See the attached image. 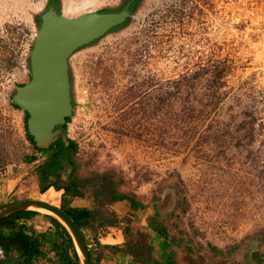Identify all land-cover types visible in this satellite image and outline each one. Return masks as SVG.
I'll return each instance as SVG.
<instances>
[{
  "label": "rangeland",
  "instance_id": "rangeland-1",
  "mask_svg": "<svg viewBox=\"0 0 264 264\" xmlns=\"http://www.w3.org/2000/svg\"><path fill=\"white\" fill-rule=\"evenodd\" d=\"M125 1L60 0L56 9L73 18L115 12ZM47 8V0H0V204L61 205L62 191L39 193L35 175L55 149L33 150L23 111L8 104L10 93L30 80L26 58ZM127 22L69 60L74 110L62 133L77 145L79 175L111 172L119 190L148 205L167 198L168 215L154 224L165 238L140 221L129 224V237L149 246L160 264L170 255L179 262L196 256L197 263L258 264L253 256L264 254V0H140ZM11 54L16 65L8 69ZM217 69L226 72L218 89ZM244 113L254 118L251 128H241ZM24 155L36 160L23 162ZM69 172L63 164L60 178ZM75 199L70 206H94L90 198ZM44 216L31 221L38 232L51 228ZM125 226H117L119 244H108L106 233L98 242L133 245ZM155 237L169 244L166 258ZM86 241L103 264H137L130 254L97 248L90 235ZM52 260L50 253L36 264Z\"/></svg>",
  "mask_w": 264,
  "mask_h": 264
},
{
  "label": "trees",
  "instance_id": "trees-1",
  "mask_svg": "<svg viewBox=\"0 0 264 264\" xmlns=\"http://www.w3.org/2000/svg\"><path fill=\"white\" fill-rule=\"evenodd\" d=\"M127 1L129 0H126L120 6V9ZM139 2L140 0H136L133 3L132 14L135 13ZM47 6L59 8L60 0H47ZM2 48L0 46V51ZM26 61L29 62L28 57ZM5 64L8 69L14 67L16 65L15 56L13 54L7 56ZM225 76L226 72L224 70L217 69L215 73V88L218 89L224 84ZM13 94L14 92L8 96V104L13 110H20L11 102ZM23 113L25 115L26 139L33 150L41 152V149L36 147L33 138L27 132L26 121L28 115L25 112ZM243 116L247 120H243L241 128L246 129L248 125L251 128L254 120L252 114L244 113ZM70 120L71 118H67L66 124L59 127V129L65 131L66 125ZM50 147L55 149L53 156L35 170L39 193H45L51 188L56 191H62L59 208L77 224L83 231L85 238L86 235L94 238L97 248L119 252L123 256L130 254L134 258L133 263L160 264L157 260L151 258V248L149 246L142 244L137 237H129L130 216L119 218L111 209L114 203L123 200L130 203L132 210L143 209L145 206L134 197L119 190L118 183L111 172H90L86 175H79L80 164L75 158L77 145L73 140L67 139V142H65L59 136ZM35 160V156L24 155L22 158V161L26 163H31ZM63 164L70 169L64 180L60 178ZM75 198H90L94 206L92 209L70 206V202ZM36 216H41V214L26 211L12 214L0 220V252L2 255L0 264H36L41 260L48 259L50 253H53L52 264H79L78 255L72 240L64 227L54 218L45 215L44 218L50 223L51 228L44 232H38L31 222ZM121 223H126L123 234L133 245L120 249L117 246L101 245L98 242V235L106 233L108 228L117 227ZM154 230L160 237L165 238L166 232L161 226L154 227ZM214 251H218L217 253L219 254V250L214 249ZM89 252L93 264H103L99 256L94 257V250L89 249ZM253 259L258 264H264V254H255Z\"/></svg>",
  "mask_w": 264,
  "mask_h": 264
},
{
  "label": "water",
  "instance_id": "water-1",
  "mask_svg": "<svg viewBox=\"0 0 264 264\" xmlns=\"http://www.w3.org/2000/svg\"><path fill=\"white\" fill-rule=\"evenodd\" d=\"M127 1L116 12L89 11L70 18L49 6L40 15L29 53L30 80L18 87L11 102L28 115L26 129L39 149L50 147L59 136L65 141L59 127L73 114L69 60L80 48L87 46L109 31L122 26L132 17V5ZM32 211L58 221L70 236L79 264H93L83 231L58 206L40 200L10 201L0 204V220L18 212ZM193 254V253H192ZM195 256L179 262L173 255L167 264H207ZM181 260V259H180ZM199 261V260H198ZM207 261V262H206ZM223 260L219 264H223ZM232 261V258L230 259Z\"/></svg>",
  "mask_w": 264,
  "mask_h": 264
},
{
  "label": "crops",
  "instance_id": "crops-1",
  "mask_svg": "<svg viewBox=\"0 0 264 264\" xmlns=\"http://www.w3.org/2000/svg\"><path fill=\"white\" fill-rule=\"evenodd\" d=\"M51 190V189H49ZM76 199H73L74 201ZM145 206L143 209H137L132 210L130 203L126 200L116 202L112 205L111 209L118 215L119 218H123L126 216H130L131 222L130 226L132 227L135 222L140 221V223L143 225L144 228H149L151 225V220H154V223L157 222V219H163L165 216L168 215L169 212V204L167 202V198L161 197L159 201L152 202L150 205L140 202ZM167 214V215H166ZM156 217V218H155ZM151 232H153V236H158V233L151 229ZM156 238V242L160 244V248L163 250L161 254L166 252V249H168L169 244L165 242L162 238ZM105 240H107L108 244L110 245H116L119 244L122 239V231L118 229L117 227H110L107 229V232L104 237ZM161 241V242H160ZM168 245V246H167ZM166 253H164V257L166 258ZM163 258V256H161ZM167 260V259H166ZM168 264V263H167Z\"/></svg>",
  "mask_w": 264,
  "mask_h": 264
},
{
  "label": "flooded vegetation",
  "instance_id": "flooded-vegetation-1",
  "mask_svg": "<svg viewBox=\"0 0 264 264\" xmlns=\"http://www.w3.org/2000/svg\"><path fill=\"white\" fill-rule=\"evenodd\" d=\"M160 199H161V198H159V199L156 200V201H159ZM136 200H137L138 202H143L142 200H139V199H136ZM156 201H155V202H156ZM153 203H154V202H153ZM155 218H156V217H155ZM165 218H166V217H165ZM154 220H155V219L151 220V222H150V223H151L150 226L152 227V229H154L155 225H157V223H160L159 221H161V219H157V222L154 223ZM154 224H155V225H154ZM156 227H157V226H156ZM157 229H158V228H157Z\"/></svg>",
  "mask_w": 264,
  "mask_h": 264
},
{
  "label": "bare ground",
  "instance_id": "bare-ground-1",
  "mask_svg": "<svg viewBox=\"0 0 264 264\" xmlns=\"http://www.w3.org/2000/svg\"><path fill=\"white\" fill-rule=\"evenodd\" d=\"M68 13H69V11H68ZM51 189H53V188H51ZM40 201H41V200H40ZM43 202H45V203H48V204H50V205H53V206H55V205H54V203H53V202H54V200H51V202H46V201H43Z\"/></svg>",
  "mask_w": 264,
  "mask_h": 264
}]
</instances>
